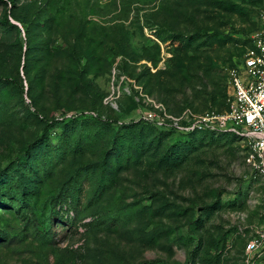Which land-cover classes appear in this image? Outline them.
Here are the masks:
<instances>
[{
    "label": "rangeland",
    "instance_id": "1",
    "mask_svg": "<svg viewBox=\"0 0 264 264\" xmlns=\"http://www.w3.org/2000/svg\"><path fill=\"white\" fill-rule=\"evenodd\" d=\"M263 9L0 0V175L22 178L0 204V264H264V173L248 139L144 119L157 106L226 115L228 69L253 47ZM65 195L76 211L55 207ZM58 211L64 226L49 233Z\"/></svg>",
    "mask_w": 264,
    "mask_h": 264
},
{
    "label": "built area",
    "instance_id": "2",
    "mask_svg": "<svg viewBox=\"0 0 264 264\" xmlns=\"http://www.w3.org/2000/svg\"><path fill=\"white\" fill-rule=\"evenodd\" d=\"M261 28L239 63L228 69V83L232 91L230 110L226 115L207 113L196 118L185 112L174 117L157 106V111L146 113L144 119L161 128L190 133L203 129L223 128L248 139L257 158V169L264 173V9L261 12ZM185 122L186 124H183ZM257 245L251 242L248 250Z\"/></svg>",
    "mask_w": 264,
    "mask_h": 264
},
{
    "label": "trees",
    "instance_id": "3",
    "mask_svg": "<svg viewBox=\"0 0 264 264\" xmlns=\"http://www.w3.org/2000/svg\"><path fill=\"white\" fill-rule=\"evenodd\" d=\"M13 1V0H12ZM5 79L0 77V81H4ZM83 116V115H81ZM94 119L100 121V122H106L108 123V120H103V118L99 115H97L96 117H94ZM76 120V117H71L69 119H66V120H63V122L68 125L69 123H74V121ZM133 124V123H131ZM171 131L172 133H179L178 131H176L175 129H171L169 130ZM198 131H193V132H190V133H179L181 136H186V137H190V136H193L195 135V133H197ZM32 167L30 166V169ZM10 175V176H9ZM7 176L4 174V175H0V182H3L2 183V189H0V204H3L4 202L5 203H9L11 204L12 203V200L14 201V193H15V188H18L20 186V182H21V177H20V174L19 173H16V175L14 174H11L10 172L7 173ZM4 178H9L8 180L10 181L9 183H6L7 181L4 180ZM16 181L15 184H12L13 181ZM1 187V186H0ZM2 193V194H1ZM70 196H63V197H60L59 199H56L55 200V207H58L63 204H65V208H66V211L68 212L69 210L71 211H76V207L74 206V208H72V200H69ZM21 202V204L23 205V208H27V210L30 211V215L31 217H33L35 215V211H36V208L34 206V203H32L29 199L25 198L24 196H22L21 200H19ZM69 201V202H68ZM67 203V204H66ZM9 207V206H8ZM73 214V213H72ZM73 217V216H72ZM69 218V216H68ZM68 218L66 220V222H68ZM70 219H73V218H70ZM49 229L47 232L49 233H54L58 227H62L64 226V223L62 221V217L60 215V212H55L53 213L52 215H50L49 217ZM5 236V233H1L0 232V239H3Z\"/></svg>",
    "mask_w": 264,
    "mask_h": 264
}]
</instances>
